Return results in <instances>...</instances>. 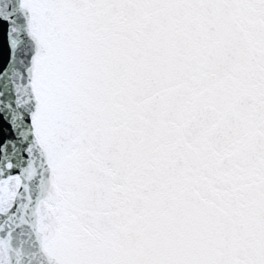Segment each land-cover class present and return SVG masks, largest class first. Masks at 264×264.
Masks as SVG:
<instances>
[{"label":"snow or ice","instance_id":"obj_1","mask_svg":"<svg viewBox=\"0 0 264 264\" xmlns=\"http://www.w3.org/2000/svg\"><path fill=\"white\" fill-rule=\"evenodd\" d=\"M0 264H264V0H0Z\"/></svg>","mask_w":264,"mask_h":264}]
</instances>
